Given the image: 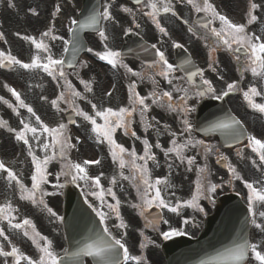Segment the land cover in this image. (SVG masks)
<instances>
[{"label": "snow or ice", "instance_id": "6c2138e0", "mask_svg": "<svg viewBox=\"0 0 264 264\" xmlns=\"http://www.w3.org/2000/svg\"><path fill=\"white\" fill-rule=\"evenodd\" d=\"M116 0H106L99 8H94L89 15L83 20L70 19L68 32L72 33V39H65L63 35H56L54 32L55 25L49 27L46 31L40 33V39L37 40L34 36L24 35L21 39L30 41L31 45L36 49V53L31 57L30 62H23L13 55L11 51L0 50V68H12L19 66L26 70H38L46 73L53 81H56V86L62 88L59 94L50 101L51 107L57 112L62 111L60 102H64L72 109L76 117H81L87 122L90 127V132L95 134V138L99 143L109 145V153L113 163H116L120 169L119 176L123 180L131 182L132 187L136 189V195L139 203H133L132 208L139 211V215L147 219L146 213L153 207L161 210L153 220L148 222V226L154 230L160 231L159 225H169V220L164 217L163 210L173 213L177 216L181 215V210L186 208L193 209L194 212L204 213L205 208L202 206V200H209L214 203L212 197L217 193L218 189L223 187L222 183H214L210 179V169L208 167V159L210 156H217L216 163L222 164L227 168L230 176L229 183L232 180L241 181L247 189V212L248 217L246 222L251 224L260 233H264V211H257V205H264V185L257 187L256 181L246 180L237 170V168L228 160V157L221 153L217 145L206 142L205 139H198L193 133L198 131L205 135L219 131L225 138V147L231 148L233 144H239L242 140H246L245 148L250 149L251 153L258 157L259 164L256 159H252L253 166L260 167L264 165V138H258L256 135L247 134L240 120L234 116L226 114L223 118L216 119L210 122L207 126L196 129L190 117L195 111V107L190 104L193 98H203L211 96L213 99L222 100L228 97L234 90L239 88L236 81L227 83L226 90L217 94V90L213 87L212 82L204 77V69L195 68L191 70L189 66L193 64L191 57L186 58L181 64L174 65L170 63L164 51L152 44L151 48L155 50V57L147 66H142L140 71H134L128 64L124 63L122 53L118 50H113L109 47V35L106 27L102 26V22H116L112 8ZM132 3L137 6V11L143 13L156 29L164 36H168L169 32L166 27L161 24V14H171L172 17L180 19L179 13L176 10L178 4L190 6L196 13H203L208 17L207 22L200 24L198 27L203 31L202 39L209 40V37L214 38L206 44L209 48L208 68L213 72H217V67L214 66L217 61L214 59V54L218 49L223 48L226 52L232 53L237 62L243 58L244 65L242 72L250 71L253 77H258L264 80V32L257 34L249 32L248 25L256 23L259 17L255 14L256 10L262 9L260 3L249 0L247 10L246 23H236L225 14L217 10L216 5L212 0H132ZM9 6H14L9 0ZM147 9V10H145ZM120 10L124 13H133V9L120 5ZM33 15H37L35 9H29ZM61 12V6L57 4L53 16ZM185 24L188 20L183 21ZM216 22L219 27H216ZM134 27L140 28V24L135 22L133 15ZM77 26V27H73ZM84 30H95L98 33L99 39L103 44L104 51L96 52L95 55L105 61L112 68H123L126 73L143 81L150 80L153 85V90L148 95H141L137 91V80H133L128 86L127 106H120L117 109L113 107H98L86 93L93 92L92 83L83 78H79L80 84L83 85L84 92L78 91L68 78V73L64 70L66 63L63 54L60 58H56L48 43H45V38L52 41L63 42V52L69 51V45H72L71 51L75 53L80 46L79 33ZM133 31L129 27L124 30V35H128ZM188 31L192 35H197L193 27H189ZM20 36V33H16ZM0 39H4V33L0 32ZM5 43L7 41L5 40ZM173 47L182 48L183 45L173 41ZM148 51L147 48L144 49ZM88 52H93L92 48L87 49ZM43 53L44 55H41ZM241 54V55H237ZM69 68H75L72 61H67ZM87 67L86 62L81 65ZM180 69L186 73L183 77H177L174 73ZM151 72V75H149ZM199 76L201 84H195V77ZM166 81L171 90H162L160 80ZM224 79L223 76L219 77ZM243 78V77H242ZM174 81H183L188 87ZM62 82V83H61ZM3 87L14 98V102L0 96V102L6 105L17 116L21 117V109H25L29 114L27 118L19 120V129L9 127L6 120L0 119V128H5L9 133H14V139L17 142H22L26 146L27 156L31 158L32 172L30 176L31 187L25 185L12 167H9L3 160H0V174H6L2 178L7 182L9 187L13 184L20 193L21 200H28L33 205L42 206V210L46 211L50 217L63 222V217L59 216L45 202V196H55L58 191H47L43 186L50 183L49 176L52 175L48 171V165L54 160L61 162L59 171L55 174V183L52 184L53 189H63L64 183H61V177L65 178L66 183H71L77 187H81L84 203L95 213L99 218V223L103 227L98 230H90V235L83 241L78 242V247L69 252L65 248L64 256H59L54 250L53 241L48 236L42 235L36 230V226L30 218L19 220L14 214L19 210L15 208L11 201L0 204V257L3 258L0 264H85V258H91L93 264H128L129 261H134L135 264H142V257L139 255H131L129 248L124 242V237L127 232H123L118 238L110 230L108 221L115 216L118 223L113 227L117 229H127L128 224L121 215V201L117 197L113 187L117 184V177L113 176L109 181L110 185L105 188L101 183L103 173L99 175H91L88 166L99 165L100 159H85L82 163L74 162L70 159L69 153L75 149L80 143V137H73L69 132V125H77V121L69 117L67 123L60 122L55 126H50L37 114L33 106L26 103L22 98L21 92L15 87L9 86L7 83ZM242 92L243 99L253 110L264 114V103H257L256 97H264V91L252 85L247 90L239 89ZM174 93H178L174 97ZM107 95L111 97L112 93ZM42 100L47 101L48 97L42 96ZM86 101L91 106L90 114L85 111L77 101ZM151 101V104L148 103ZM152 105L164 109L167 112L176 113L180 121L179 131L172 130L170 125H164V130L171 138L169 147H163L157 141L155 145L150 143L147 138V133L151 129L160 131L158 125L159 120L155 117L149 118V112ZM139 116V125L143 127L145 137L142 139L133 125L136 123L135 117ZM34 118V122H33ZM102 120L103 123H98ZM155 121V123H153ZM79 126V125H77ZM120 130L123 135L130 136L139 140L143 145L142 154H138L135 147L131 149L117 143L115 134ZM38 148L44 153L43 157L37 155L35 148ZM153 147L160 149L166 159L169 169L168 176L163 178L157 177L152 179L151 171L148 167L149 162H153L159 166L156 154L152 151ZM194 152L193 155H188V152ZM237 156H242L240 150L237 151ZM127 157V159H126ZM197 157H202L204 163L197 162ZM141 161L142 163H137ZM178 162V163H177ZM185 166L188 172L195 168L197 178L194 181L195 187L189 199L168 198L175 197V193H168L167 190L173 187L169 177L172 174L173 167ZM128 168L130 175L124 174V169ZM82 182V185H81ZM239 195V193H237ZM89 197H94L98 204L89 201ZM111 197L114 203L107 200ZM107 209V211H105ZM194 220V217L184 218L182 223L188 225ZM6 225V227H5ZM22 232V236L31 240L35 249L39 253L38 258L26 254L18 247L10 235L6 231ZM185 232L178 228L169 225L166 231H160V235L164 240H169L174 236L184 235ZM6 242V243H5ZM145 247L144 244L140 245ZM6 247L10 250H6ZM249 256L258 262L264 264V240L259 242H250L248 236L242 235L239 240L226 248L223 252L218 253L216 257L210 260H202L200 264H243L249 259Z\"/></svg>", "mask_w": 264, "mask_h": 264}, {"label": "rangeland", "instance_id": "374dc122", "mask_svg": "<svg viewBox=\"0 0 264 264\" xmlns=\"http://www.w3.org/2000/svg\"><path fill=\"white\" fill-rule=\"evenodd\" d=\"M38 25V21L37 20H34V26ZM74 154H75V151L74 152H71L70 154V159L74 157ZM244 166V173H243V177L246 179V180H249V181H256L257 182V187H260L261 185H264L261 183L262 179L264 178V166H260L259 168L257 167L258 171H259V175H258V172L257 170L253 169L254 172H252L250 169H246L247 171H249L252 176L256 175L257 178H247L245 176V165ZM247 168V167H246ZM212 170H214V168L212 167ZM218 175V172L216 173ZM105 179V178H104ZM101 183L104 185V187L106 188V184H105V180H102L101 179ZM214 183H219L217 182L216 180H214ZM81 185H82V182H81ZM221 191L222 188L220 189ZM237 190L240 191L243 195H245V193L247 192V189L243 186V183L241 186L237 185ZM218 193V192H217ZM262 205H258V208L261 210L262 209ZM264 209V208H263ZM262 209V211H263Z\"/></svg>", "mask_w": 264, "mask_h": 264}, {"label": "flooded vegetation", "instance_id": "af4514ba", "mask_svg": "<svg viewBox=\"0 0 264 264\" xmlns=\"http://www.w3.org/2000/svg\"><path fill=\"white\" fill-rule=\"evenodd\" d=\"M242 60H243V58H242ZM242 64L244 65V61H242ZM226 70V67H223V68H219L218 70H217V72H219V74H221V75H224L225 73H224V71ZM239 70H241V68H239ZM216 72V74H218ZM240 74L242 75L243 74V72L242 71H240ZM206 75H209V73H206ZM217 77L219 78L220 77V75H217ZM220 79V78H219ZM258 123L256 122V125H257ZM0 241H2V238H0ZM37 254L39 255V253L37 252Z\"/></svg>", "mask_w": 264, "mask_h": 264}]
</instances>
